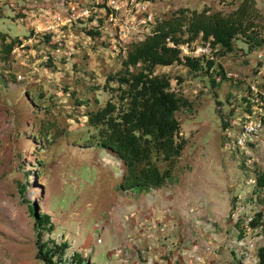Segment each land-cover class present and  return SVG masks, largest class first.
Masks as SVG:
<instances>
[{
    "label": "rangeland",
    "instance_id": "obj_1",
    "mask_svg": "<svg viewBox=\"0 0 264 264\" xmlns=\"http://www.w3.org/2000/svg\"><path fill=\"white\" fill-rule=\"evenodd\" d=\"M56 1L0 0V32L22 42L9 61L0 59L4 79L0 84V264H43L36 258L34 219L25 200L37 201L51 213L58 232L95 264H179L196 249L204 257L201 264H256L261 237L248 230L241 240L233 224L237 215L264 212V192L261 202L255 197L249 201L251 173L242 168L241 154L222 145L224 133L208 79L182 65L156 70L170 75L173 86L178 77L184 80L181 90L194 109L176 116L188 143L167 187L138 195L123 192L118 187L121 160L90 145L97 130L88 124L87 114L113 98L104 86L109 74L123 70L127 48L120 49L110 39L107 26L99 35H90L89 30L97 29L82 20L61 30L64 36L57 49L51 48L42 30L51 25ZM80 1L89 6V0ZM242 1L153 0L150 9L157 22L181 8L209 7L228 14ZM255 1L264 14V0ZM218 62L235 78L233 83L224 81L218 92L224 102L229 92L236 94L241 104L234 117L237 124L249 85L264 90V50L248 53L246 44L238 40L235 51ZM28 92L37 103L30 101ZM78 99L83 100L78 103ZM259 106L258 112L264 114V103ZM48 118L55 123L50 126L54 134L50 140H55L44 144L46 139H36L35 132ZM255 145V163L264 168V130ZM39 153L47 166L29 184L24 199L18 180L25 182V171L36 170ZM235 196L236 208L230 213ZM138 208L147 210L154 226L151 238L140 235L130 252H123L126 261L118 252L128 244L135 226H142L139 217L129 219ZM160 221L167 223L164 232L159 230ZM142 232L136 229L135 235Z\"/></svg>",
    "mask_w": 264,
    "mask_h": 264
},
{
    "label": "trees",
    "instance_id": "obj_2",
    "mask_svg": "<svg viewBox=\"0 0 264 264\" xmlns=\"http://www.w3.org/2000/svg\"><path fill=\"white\" fill-rule=\"evenodd\" d=\"M155 23L151 35L127 46L123 70L108 75L104 88L112 93L113 98L87 114L88 124L97 130L90 137V145L109 151L121 160L122 174L118 187L130 195L167 187L175 177L176 166L188 143L181 135V122L176 116L181 110L194 109L193 101L181 90L184 80L178 77L177 85L173 86L170 75L156 73V70L182 65L191 73L208 79L210 93L215 98V110L221 119L222 145L225 146L226 131L234 129L233 120L241 104L233 92L227 94L226 102L220 99L218 89L221 84L224 81L233 83L234 79L228 76L218 60L233 53L238 40L246 44L248 53L264 50V14L258 10L255 0H243L228 14L212 12L209 7L201 11L181 8ZM88 33L100 34L97 30H89ZM43 40L53 49L59 45L50 34H45ZM21 44L18 38H10L0 32V59L9 61L15 48ZM184 45L190 52L197 46L208 47L210 53L197 57L186 55L181 48ZM3 82L0 74V84ZM112 83L116 86L113 87ZM28 97L32 103H37L33 93L28 92ZM38 98L41 99V95ZM82 100L77 101L80 103ZM242 100L246 108L250 107L247 97ZM45 110L50 112L49 108ZM50 126H55V123L48 118L35 132V138H45L44 144L53 143L55 139L50 140L54 136ZM43 148L45 146H38L40 150ZM37 155L40 157L36 158V170L25 171V182L18 180L20 196L24 199L29 184L42 175L47 166V159L41 153ZM243 162L242 168H246L254 180L249 201L255 197L261 202L264 168L257 163L249 168ZM21 166H26L25 162ZM25 201L34 219L37 259L43 264H95L90 257L74 248L64 233L58 232L51 213L43 211L37 201ZM235 208L236 196L230 213ZM251 215L253 220L246 224L243 216L237 215L233 226L241 240L245 239L249 229L260 227L256 237H261V243L255 251V261L256 264H264V212L255 210Z\"/></svg>",
    "mask_w": 264,
    "mask_h": 264
},
{
    "label": "built area",
    "instance_id": "obj_3",
    "mask_svg": "<svg viewBox=\"0 0 264 264\" xmlns=\"http://www.w3.org/2000/svg\"><path fill=\"white\" fill-rule=\"evenodd\" d=\"M55 10L52 14L51 25L44 28L42 31L43 36L50 34L53 41L57 42L64 36L60 34L61 30L66 28H72L79 20L91 22L92 27L96 28L100 32L105 31V26L108 27V33L110 39L120 48L126 49L128 45L135 42L143 41L147 36L152 34L153 25L155 24V12L150 9V2L148 0H89V6L83 5L82 1H69L58 0L56 1ZM60 42V41H59ZM61 44V43H60ZM183 53L192 56H200L202 54H209L210 49L208 47L197 46L194 51L190 52L187 45L181 46ZM200 51L198 54H195ZM262 56L261 54L259 55ZM234 80L235 78L231 75ZM244 97H247L250 101V107L246 108L243 112V116L239 123H235L233 120L234 129L226 131L225 147L231 149L233 152L240 151L245 165L252 168L255 164L254 152L256 142L259 134L264 130V114L258 112L257 108H262L259 103H264V90L258 88L255 84H250L248 91ZM246 105V104H245ZM256 107V110H253ZM246 114V116H244ZM251 184H254V180H250ZM146 210V209H145ZM141 208L135 210V213L130 212L129 219L139 217L141 227L135 226V230L139 229L141 233L135 235V230L128 235V244L124 250L119 249V255L126 261L124 256L130 252L131 246L136 243L135 238H151V231L153 226V220L150 221L151 216L148 217L147 210ZM153 211V210H152ZM157 209L154 210L155 213ZM193 211V210H191ZM144 214V217H143ZM264 220V215L262 216ZM243 222L246 224L253 220V216H243ZM139 223V222H138ZM150 223L148 226L146 224ZM160 224V225H159ZM159 230L164 232L167 227L166 222H159ZM250 231L259 232L260 227L249 229ZM129 234V233H128ZM141 238V236H140ZM210 251V248L207 247ZM122 259L123 263L125 260ZM204 263V257L199 251L194 250L190 252L184 260L180 259L179 264H201ZM175 264V263H174Z\"/></svg>",
    "mask_w": 264,
    "mask_h": 264
}]
</instances>
